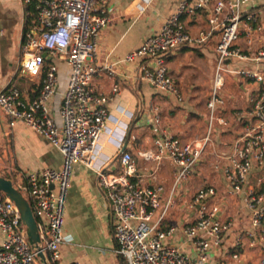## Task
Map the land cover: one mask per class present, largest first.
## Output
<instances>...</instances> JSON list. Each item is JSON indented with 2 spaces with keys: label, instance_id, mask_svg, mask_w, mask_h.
I'll return each instance as SVG.
<instances>
[{
  "label": "built area",
  "instance_id": "1",
  "mask_svg": "<svg viewBox=\"0 0 264 264\" xmlns=\"http://www.w3.org/2000/svg\"><path fill=\"white\" fill-rule=\"evenodd\" d=\"M20 1L33 8L36 23L24 36L19 74L30 80L39 78L40 88L30 99L13 84L1 90L0 118L11 128L25 124L42 134L62 152L64 166L61 170L31 172L21 184L29 193L39 227L41 241L36 247L30 243L15 202L8 197L0 199V234L4 237L0 264H42L41 252L51 264L59 261L62 247L68 242L64 231L66 198L76 164L94 170L106 190L116 253L128 264H210L217 253L219 264H228L227 257L239 262L247 250H260L263 254L258 264H264L263 8L254 6L251 0H178L177 9L160 30L125 57L123 62L138 64L142 80L157 92L184 103L180 82L169 65L172 53L214 44L217 54L207 101V133L191 142L184 141L164 126L162 110L151 106L153 147L138 151V155L156 168L142 169L125 148L128 138L137 140L130 132L135 119L132 112L129 122L123 125L112 160L96 163L111 119L122 125L112 110L122 95L120 84L115 83L107 95L93 88L99 39L112 20V0ZM138 6L137 16L148 3ZM203 17L205 26L195 30L194 22ZM60 62L70 68L60 109L62 126L51 110L60 85ZM227 75L238 84L233 99L245 102L244 107L236 109L235 116L242 130L227 150L215 153L212 166L225 180L227 194L243 201L250 213L249 226H237L232 218L222 219L224 203L218 189L206 183L185 204L190 220L181 227H164L167 217L178 207V191L202 171L215 123L220 129L231 127L226 116ZM165 162L174 167V183L169 191L157 183L155 173Z\"/></svg>",
  "mask_w": 264,
  "mask_h": 264
},
{
  "label": "crops",
  "instance_id": "2",
  "mask_svg": "<svg viewBox=\"0 0 264 264\" xmlns=\"http://www.w3.org/2000/svg\"><path fill=\"white\" fill-rule=\"evenodd\" d=\"M141 2L148 3V7L137 16L140 10L138 4ZM112 6V20L99 39L98 73L94 78L93 88L96 92L107 95L115 83L120 84L122 95L114 102L112 110L122 125L111 119L108 131L100 142L96 163L103 164L112 160L111 157L119 145L123 125L129 122L128 117L132 112L135 119L130 132L137 140L128 138L127 147L139 167L149 169L153 167L152 164L145 163L138 151L153 147L150 107L155 105L162 110L164 126L172 134L191 142L205 135L192 136L193 132L187 133V130L189 127L194 130V121L201 118L199 110H208L207 102L202 106L200 102L194 104L195 102L186 101L185 98L184 103H178L142 80L138 64L123 62L128 54L137 50L148 37L160 30L164 21L177 9L178 0H112ZM141 20L143 22L139 24ZM205 22V17L198 18L194 22L195 30L204 27ZM35 23L32 7L24 6L20 0H0V91L13 84L28 99L37 95L41 80H30L19 74L24 57V36ZM206 47L215 52L214 44ZM59 71L60 85L52 99L51 110L57 123L62 126L60 109L68 86L70 68L65 62H60ZM176 71L180 73L179 70ZM172 73L174 75V70ZM229 94L231 98H228L226 116L231 127L220 129L223 137L217 145H212V161H205L196 179L178 191V207L167 217L164 227H181L190 220V212L185 204L206 183L218 189L224 203L221 218L235 219L237 226H249L250 213L244 208L243 201L227 194L225 180L214 172L212 166L215 153L227 150L235 135L242 130L235 116L236 109L244 107L245 102L241 99L234 100V95L231 96L230 92ZM187 108L191 111L188 112ZM63 166L64 155L50 140L25 124L11 128L5 119L0 118V169L16 168L18 171L12 176L18 185L23 184L24 177L31 172L45 168L61 170ZM155 173L157 183L163 185L167 191L171 190L174 183V167L171 163H163ZM3 198L4 195L0 193V199ZM64 231L68 242L62 247L61 258L55 264H128L126 258L116 253L117 243L112 231L111 206L106 190L100 186L97 173L83 164H76L72 170L71 186L66 198ZM3 240L4 237L0 234V247ZM262 254L260 250H247L239 262L230 257L226 258V262L258 264ZM218 255L217 253L210 264L221 262Z\"/></svg>",
  "mask_w": 264,
  "mask_h": 264
},
{
  "label": "rangeland",
  "instance_id": "3",
  "mask_svg": "<svg viewBox=\"0 0 264 264\" xmlns=\"http://www.w3.org/2000/svg\"><path fill=\"white\" fill-rule=\"evenodd\" d=\"M251 2L254 6H260L264 10V0H251ZM142 22L143 20H141L139 24ZM171 57L172 59L169 60V65L172 68V71L174 70V77L176 80L178 82L181 81L182 92L185 95L186 101L191 100L192 103L195 102L194 104L201 103L202 106H205L211 96L214 66L216 65L217 54L209 51L206 46H203L175 51L172 53ZM176 70H179L180 73H177ZM227 78V91L232 94L231 96H233L239 91L238 84L230 75H227ZM229 97L230 94L228 95V98ZM187 111L190 112V108H187ZM199 111L201 113V118L194 121V130L192 131L191 127L187 130V133L193 132L192 136L197 134L204 135L208 131L209 110L203 108ZM187 121L185 122L187 123ZM222 137V132L217 123H215L211 134V144L205 154V161H208V163L212 161L211 154L213 143L214 145H217L219 139L221 140ZM17 171L18 170L16 168L0 169V175L12 176L13 174V176H15V172Z\"/></svg>",
  "mask_w": 264,
  "mask_h": 264
},
{
  "label": "water",
  "instance_id": "4",
  "mask_svg": "<svg viewBox=\"0 0 264 264\" xmlns=\"http://www.w3.org/2000/svg\"><path fill=\"white\" fill-rule=\"evenodd\" d=\"M129 140L125 144V148L128 146ZM116 167H114V170ZM54 186H52L53 188ZM0 192L5 194L6 197L15 202L19 208L23 222L26 224L28 229V235L30 243L33 246H37L40 243V232L37 223V219L34 215V210L30 201L24 196L19 187L16 186L13 180L0 176ZM42 264H51L47 257L41 252L39 254Z\"/></svg>",
  "mask_w": 264,
  "mask_h": 264
},
{
  "label": "trees",
  "instance_id": "5",
  "mask_svg": "<svg viewBox=\"0 0 264 264\" xmlns=\"http://www.w3.org/2000/svg\"><path fill=\"white\" fill-rule=\"evenodd\" d=\"M5 178H9V179H13L14 180V183L16 184V186H18V187H20L21 188V190H22V193L24 194V196L30 201V203H31V205L33 206V203H32V201H31V198H30V196H29V193L26 191V190H23L22 189V187H21V185H18L17 184V182H16V180L13 178V176H5V175H3ZM26 183V177H24V184ZM0 193H2V192H0ZM3 194V193H2ZM4 195V198H5V194H3ZM3 198V199H4Z\"/></svg>",
  "mask_w": 264,
  "mask_h": 264
}]
</instances>
